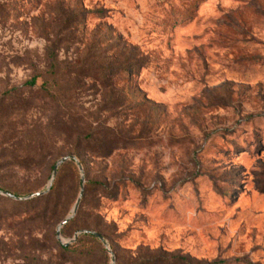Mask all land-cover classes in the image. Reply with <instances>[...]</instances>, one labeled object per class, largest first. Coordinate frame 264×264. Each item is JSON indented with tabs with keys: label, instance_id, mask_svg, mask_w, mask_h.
Instances as JSON below:
<instances>
[{
	"label": "rangeland",
	"instance_id": "1",
	"mask_svg": "<svg viewBox=\"0 0 264 264\" xmlns=\"http://www.w3.org/2000/svg\"><path fill=\"white\" fill-rule=\"evenodd\" d=\"M68 153L0 264H264V0H0V188Z\"/></svg>",
	"mask_w": 264,
	"mask_h": 264
},
{
	"label": "water",
	"instance_id": "2",
	"mask_svg": "<svg viewBox=\"0 0 264 264\" xmlns=\"http://www.w3.org/2000/svg\"><path fill=\"white\" fill-rule=\"evenodd\" d=\"M70 159H74V160L78 163V165H79V167H80L81 170L84 169L83 163H82V161L80 160V158H79L76 154H74V153H68V154L63 155V156H62L60 159H58V161L55 163L54 168H53V173H52L51 179H50V181H49L48 186H47L46 189H43V190H37V191H34V192H32V193H30V194H27V195H19V194H16V193L12 192V191H9V190H6V189H2V188H0V192L6 194V195H8V196H11V197H14V198H19V199H20V198H29V197H34V196L43 195V194H45L46 192H48V191L52 188V186H53V184H54V179H55V177H56V175H57V173H58V170H59L60 165H61L62 163H64V162L70 160ZM84 192H85V174L83 173V174H82V187H81V191H80V194H79V196H78V198H77L76 203L74 204V207H73V209H72V212H71L69 215H67V216H66V217L60 222V224H59V226H58V229H57V230H58V237H59L60 239H62V237H61V231H62V227H63V225L66 224L67 222H69V221L72 219V217L77 213L78 208H79V206H80V203H81V201H82V198H83ZM82 232H86V233H94V234H96L100 239H102V240L104 241V243H107V239L105 238V236H104L102 233H100V232L97 231V230L90 229V228H84V229H80V230L76 231L75 234H74V236H73L72 238H70V239H68V240H63V242H64L65 244H69L70 242H73V241L77 240L79 234L82 233ZM109 248H110V247H109Z\"/></svg>",
	"mask_w": 264,
	"mask_h": 264
},
{
	"label": "trees",
	"instance_id": "3",
	"mask_svg": "<svg viewBox=\"0 0 264 264\" xmlns=\"http://www.w3.org/2000/svg\"><path fill=\"white\" fill-rule=\"evenodd\" d=\"M129 69V68H128ZM29 82L31 83V84H35L36 82H37V75H34V76H32V78L29 80ZM70 160H74V159H70ZM52 188H53V186H52ZM51 188V189H52ZM261 188H262V190H264V183L261 185ZM15 193V192H14ZM17 194V193H16ZM41 197H43L42 195H39V196H34V198H36V199H38V198H41ZM101 233V232H100ZM94 234V233H93ZM103 234V233H102ZM96 235V234H95ZM62 246L63 247H67L68 246V244H65L64 242L62 243ZM148 263H152V264H164V262H165V264H171L170 263V261H169V259H167V261H161V263L158 261V259L157 258H150V259H148V261H147ZM163 262V263H162ZM136 264H141V263H136Z\"/></svg>",
	"mask_w": 264,
	"mask_h": 264
}]
</instances>
